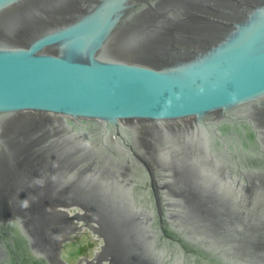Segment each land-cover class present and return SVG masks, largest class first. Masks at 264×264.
Here are the masks:
<instances>
[{
  "label": "water",
  "instance_id": "water-1",
  "mask_svg": "<svg viewBox=\"0 0 264 264\" xmlns=\"http://www.w3.org/2000/svg\"><path fill=\"white\" fill-rule=\"evenodd\" d=\"M66 205L106 264H264V0H0V264H69Z\"/></svg>",
  "mask_w": 264,
  "mask_h": 264
},
{
  "label": "bare ground",
  "instance_id": "bare-ground-1",
  "mask_svg": "<svg viewBox=\"0 0 264 264\" xmlns=\"http://www.w3.org/2000/svg\"><path fill=\"white\" fill-rule=\"evenodd\" d=\"M60 215L64 216V218H61ZM59 218L67 231L68 239L66 242L72 240L73 236L81 234L86 228L95 235H100V229L94 217L90 212H86V210L81 207L70 205L62 206L59 208ZM102 247L97 251L96 258L83 259L80 264H106L110 260V257L104 256V254H106V247L104 246V250L101 251Z\"/></svg>",
  "mask_w": 264,
  "mask_h": 264
},
{
  "label": "rangeland",
  "instance_id": "rangeland-1",
  "mask_svg": "<svg viewBox=\"0 0 264 264\" xmlns=\"http://www.w3.org/2000/svg\"><path fill=\"white\" fill-rule=\"evenodd\" d=\"M97 235L86 228L78 236L66 242L62 248L63 259L69 264H80L83 259H92L103 245Z\"/></svg>",
  "mask_w": 264,
  "mask_h": 264
}]
</instances>
